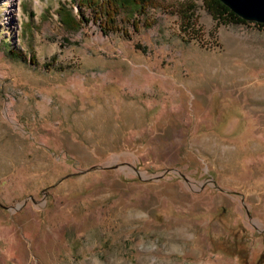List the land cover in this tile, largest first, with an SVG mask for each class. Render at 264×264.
<instances>
[{"label":"rangeland","instance_id":"374dc122","mask_svg":"<svg viewBox=\"0 0 264 264\" xmlns=\"http://www.w3.org/2000/svg\"><path fill=\"white\" fill-rule=\"evenodd\" d=\"M79 1L0 0V264H264V26Z\"/></svg>","mask_w":264,"mask_h":264},{"label":"trees","instance_id":"16d2710c","mask_svg":"<svg viewBox=\"0 0 264 264\" xmlns=\"http://www.w3.org/2000/svg\"><path fill=\"white\" fill-rule=\"evenodd\" d=\"M219 9L223 13H228L233 19L240 22H247L233 13L227 6H225L220 0H215ZM153 0H80L78 6L81 8L93 9L96 12V16L106 18L105 26L107 28H114L117 26V17L122 13L133 16L135 13H145L151 6L154 7ZM61 22L68 27H75L77 21L75 18L65 9H60ZM85 21L86 18L83 15ZM135 23V21H134ZM258 24V23H257ZM264 26V24H260Z\"/></svg>","mask_w":264,"mask_h":264},{"label":"water","instance_id":"95a60500","mask_svg":"<svg viewBox=\"0 0 264 264\" xmlns=\"http://www.w3.org/2000/svg\"><path fill=\"white\" fill-rule=\"evenodd\" d=\"M233 13L247 22L264 24V0H220ZM240 124V118L231 117L222 130V134L230 136Z\"/></svg>","mask_w":264,"mask_h":264},{"label":"bare ground","instance_id":"6f19581e","mask_svg":"<svg viewBox=\"0 0 264 264\" xmlns=\"http://www.w3.org/2000/svg\"><path fill=\"white\" fill-rule=\"evenodd\" d=\"M136 79H134V81H135ZM127 107H128V109H129V111L128 112H130V113H132L133 115H135L136 117H141V114H140V111H139V109L134 105V104H128L127 105ZM105 114V113H104ZM95 115H97V116H99V115H102V111H97L96 113H95ZM106 115V114H105ZM77 120H79L78 119V117H77ZM84 120L85 121H87L88 120V116L87 115H85L84 116ZM117 135V134H116ZM120 135V134H119ZM115 137V136H114ZM119 137V136H118ZM187 236V233H184V235H183V237L185 238ZM192 242H195V241H192Z\"/></svg>","mask_w":264,"mask_h":264}]
</instances>
